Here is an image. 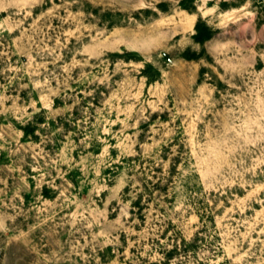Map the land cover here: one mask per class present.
<instances>
[{
	"label": "rangeland",
	"instance_id": "rangeland-1",
	"mask_svg": "<svg viewBox=\"0 0 264 264\" xmlns=\"http://www.w3.org/2000/svg\"><path fill=\"white\" fill-rule=\"evenodd\" d=\"M0 264H264V0H0Z\"/></svg>",
	"mask_w": 264,
	"mask_h": 264
},
{
	"label": "trees",
	"instance_id": "trees-1",
	"mask_svg": "<svg viewBox=\"0 0 264 264\" xmlns=\"http://www.w3.org/2000/svg\"><path fill=\"white\" fill-rule=\"evenodd\" d=\"M201 21L199 20L197 25H196V29H197V32L196 34H194V39L197 41V42H200V43H203L205 40L211 38L212 36V31L209 29V27L206 28V33L203 32L201 30ZM134 206H138L140 208H142V205L140 202L136 201L134 203Z\"/></svg>",
	"mask_w": 264,
	"mask_h": 264
}]
</instances>
